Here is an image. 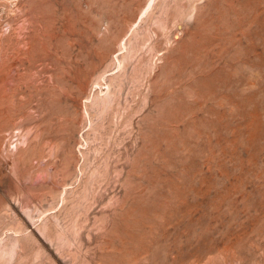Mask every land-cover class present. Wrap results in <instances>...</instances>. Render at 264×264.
I'll return each instance as SVG.
<instances>
[{
	"label": "rangeland",
	"instance_id": "rangeland-1",
	"mask_svg": "<svg viewBox=\"0 0 264 264\" xmlns=\"http://www.w3.org/2000/svg\"><path fill=\"white\" fill-rule=\"evenodd\" d=\"M0 264H264V0H0Z\"/></svg>",
	"mask_w": 264,
	"mask_h": 264
}]
</instances>
